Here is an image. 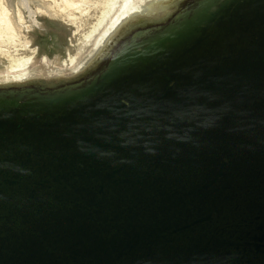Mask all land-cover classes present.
Returning a JSON list of instances; mask_svg holds the SVG:
<instances>
[{
	"label": "water",
	"instance_id": "95a60500",
	"mask_svg": "<svg viewBox=\"0 0 264 264\" xmlns=\"http://www.w3.org/2000/svg\"><path fill=\"white\" fill-rule=\"evenodd\" d=\"M162 4L0 83V264H264V0Z\"/></svg>",
	"mask_w": 264,
	"mask_h": 264
},
{
	"label": "rangeland",
	"instance_id": "374dc122",
	"mask_svg": "<svg viewBox=\"0 0 264 264\" xmlns=\"http://www.w3.org/2000/svg\"><path fill=\"white\" fill-rule=\"evenodd\" d=\"M26 1L33 9L32 17L22 0H0V30L6 27L5 23L8 22L9 25L0 33V80L12 74L11 71L14 72V66L18 62L29 59L31 62L25 66L26 74L21 77L35 78L32 70L36 67L56 68L59 73L66 74L72 72L68 77H39L46 80L73 77L74 72L92 53L99 35L124 4V0ZM133 1L137 3L140 0Z\"/></svg>",
	"mask_w": 264,
	"mask_h": 264
},
{
	"label": "bare ground",
	"instance_id": "6f19581e",
	"mask_svg": "<svg viewBox=\"0 0 264 264\" xmlns=\"http://www.w3.org/2000/svg\"><path fill=\"white\" fill-rule=\"evenodd\" d=\"M165 1H169V0H140L137 3H134L133 0H124V4L121 6L122 8L119 10V12L117 13V15H114L115 17L110 21L109 26H107V28L99 35V37L97 38V40L95 42V46L93 48L92 53L86 58V60H84V63L82 64V66L80 68H78L74 72V76L77 75V74H79V73H81L80 71H83L86 67H88L89 63L99 54L100 51H102L107 46V44L112 39V37L124 25H126V23L128 21H130V19L136 18L135 15H139V14H142V15H144V14L153 15L154 13H152L153 12L152 8H154L155 5L162 4V2H165ZM22 2L24 4V7L28 10L29 15H31V17H32L33 16V13H34L33 12V9H31L29 7V5L27 4V1L26 0H22ZM3 14L5 15V11H3ZM70 15L71 14H69V16ZM3 23H5V22L3 21ZM5 25H6V27L3 28L2 31L0 30L1 31L0 33H2L5 29H7L9 27L8 22L5 23ZM29 62H31L30 59L29 60H21L20 62H18V64H16L14 66V72L15 73L13 71H11L12 74L6 75L7 78H3V79L1 78L2 80H0V82H3V83H6V82L13 83V82H23L25 80H30V78H28L30 76L21 77V76H23V75L26 74V72H25L26 71L25 66ZM9 69L12 70L13 68H9ZM32 72H33L32 75L35 78L42 79V80H46V79H43L44 76L47 77V76H50V75H64V76L68 77V76H70L72 74V72L71 73H68V74H66L64 72L59 73L56 68L49 69V68H43V67H40V68H37L36 67V68H34V70H32ZM32 72H30V73H32ZM39 77H43V78H39ZM25 78H28V79H25ZM23 79H25V80H23ZM3 83H1V84H3Z\"/></svg>",
	"mask_w": 264,
	"mask_h": 264
}]
</instances>
